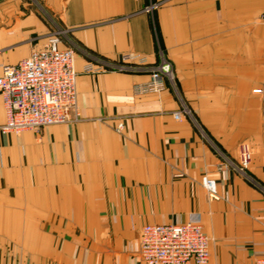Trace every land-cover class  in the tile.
I'll list each match as a JSON object with an SVG mask.
<instances>
[{
    "label": "crops",
    "instance_id": "crops-1",
    "mask_svg": "<svg viewBox=\"0 0 264 264\" xmlns=\"http://www.w3.org/2000/svg\"><path fill=\"white\" fill-rule=\"evenodd\" d=\"M56 30L77 48L83 120L0 129V264H145V224L195 218L214 238L207 264L264 257V0H0V74ZM157 40L197 123L174 117L169 85L136 95L147 73L85 71L89 54L157 62ZM216 148L249 152L250 178L219 170Z\"/></svg>",
    "mask_w": 264,
    "mask_h": 264
},
{
    "label": "built area",
    "instance_id": "built-area-1",
    "mask_svg": "<svg viewBox=\"0 0 264 264\" xmlns=\"http://www.w3.org/2000/svg\"><path fill=\"white\" fill-rule=\"evenodd\" d=\"M160 5V2H151L145 11L154 18ZM64 36V31L56 30L42 47L32 49L28 57L2 66L0 95L6 112V122L0 126L3 132L40 131L47 126L83 120L77 90V48L63 46ZM157 45V62H151L141 54H125L116 60L89 54L91 60L85 71L147 73L149 80L135 83L134 93H161L169 85L181 101V109L173 112L174 117L181 120L188 116L196 122L177 89L173 62L166 56L159 40ZM123 129L124 123L119 122L116 130L121 132ZM216 150L222 157L219 170L231 167L250 178L247 170L249 152L244 153L243 161L237 163L219 148ZM202 182L210 199H219L216 180L205 175ZM213 241L198 218L182 223H148L142 228L139 253L145 264H207ZM254 264H264V257L257 258Z\"/></svg>",
    "mask_w": 264,
    "mask_h": 264
},
{
    "label": "rangeland",
    "instance_id": "rangeland-1",
    "mask_svg": "<svg viewBox=\"0 0 264 264\" xmlns=\"http://www.w3.org/2000/svg\"><path fill=\"white\" fill-rule=\"evenodd\" d=\"M32 1H34V0H32ZM120 122H123V121H120ZM123 123H124V122H123ZM47 127H48V126H47ZM44 128H45V127H44ZM44 128H42V129H44ZM42 129H40V131H41ZM40 131H36V132H38V133H39Z\"/></svg>",
    "mask_w": 264,
    "mask_h": 264
}]
</instances>
